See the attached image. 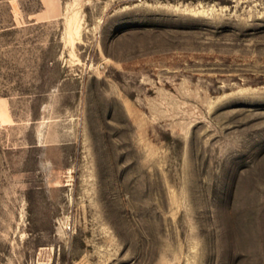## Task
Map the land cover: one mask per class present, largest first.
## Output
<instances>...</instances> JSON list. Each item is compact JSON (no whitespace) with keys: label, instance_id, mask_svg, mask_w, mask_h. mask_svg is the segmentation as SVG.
Wrapping results in <instances>:
<instances>
[{"label":"rangeland","instance_id":"374dc122","mask_svg":"<svg viewBox=\"0 0 264 264\" xmlns=\"http://www.w3.org/2000/svg\"><path fill=\"white\" fill-rule=\"evenodd\" d=\"M0 264H264V0H0Z\"/></svg>","mask_w":264,"mask_h":264}]
</instances>
